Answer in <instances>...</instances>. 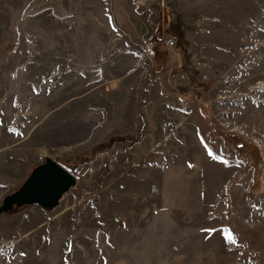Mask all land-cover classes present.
I'll list each match as a JSON object with an SVG mask.
<instances>
[{
  "label": "rangeland",
  "instance_id": "rangeland-1",
  "mask_svg": "<svg viewBox=\"0 0 264 264\" xmlns=\"http://www.w3.org/2000/svg\"><path fill=\"white\" fill-rule=\"evenodd\" d=\"M45 159L0 264H264V0H0V206Z\"/></svg>",
  "mask_w": 264,
  "mask_h": 264
},
{
  "label": "water",
  "instance_id": "water-1",
  "mask_svg": "<svg viewBox=\"0 0 264 264\" xmlns=\"http://www.w3.org/2000/svg\"><path fill=\"white\" fill-rule=\"evenodd\" d=\"M77 179L63 166L52 159L33 168L27 179L12 194L6 196L0 206V215L29 206H38L43 210H53L59 206L62 198L76 187ZM164 222L158 221L157 232L163 229Z\"/></svg>",
  "mask_w": 264,
  "mask_h": 264
},
{
  "label": "built area",
  "instance_id": "built-area-1",
  "mask_svg": "<svg viewBox=\"0 0 264 264\" xmlns=\"http://www.w3.org/2000/svg\"><path fill=\"white\" fill-rule=\"evenodd\" d=\"M175 44L174 41H168L164 34H156L148 36L143 40V53L145 58H156L157 57V48L158 47H173ZM245 146L243 143L235 146L236 151L244 150Z\"/></svg>",
  "mask_w": 264,
  "mask_h": 264
},
{
  "label": "crops",
  "instance_id": "crops-1",
  "mask_svg": "<svg viewBox=\"0 0 264 264\" xmlns=\"http://www.w3.org/2000/svg\"><path fill=\"white\" fill-rule=\"evenodd\" d=\"M138 129H141L140 127L138 128ZM138 129H137V131H138ZM121 131H122V129H121ZM136 131V130H135ZM132 134H130V133H128V135H126V136H131Z\"/></svg>",
  "mask_w": 264,
  "mask_h": 264
},
{
  "label": "trees",
  "instance_id": "trees-1",
  "mask_svg": "<svg viewBox=\"0 0 264 264\" xmlns=\"http://www.w3.org/2000/svg\"><path fill=\"white\" fill-rule=\"evenodd\" d=\"M132 137H134V136H132ZM131 136H130V138H132ZM129 138V137H128ZM65 168V167H64Z\"/></svg>",
  "mask_w": 264,
  "mask_h": 264
}]
</instances>
